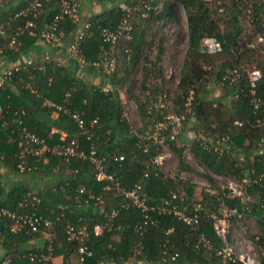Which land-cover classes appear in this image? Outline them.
<instances>
[{
  "label": "trees",
  "instance_id": "16d2710c",
  "mask_svg": "<svg viewBox=\"0 0 264 264\" xmlns=\"http://www.w3.org/2000/svg\"><path fill=\"white\" fill-rule=\"evenodd\" d=\"M97 1L108 3L110 7L82 21L66 17L58 33L62 41L75 34L79 24L84 26L78 50L87 73L95 74L97 70L92 63L102 59L106 52L110 54L119 49L115 71L110 75L98 73L107 80L110 86L107 91L80 78L73 63V66L54 63L49 58L20 66L0 85V163L14 173H20L21 165L23 174L32 172L58 180L39 193L11 190L2 197L0 187V212H35L51 222L48 227L41 224L36 232L29 229L12 232L14 221L0 215L3 251L0 263L7 260L8 264H38L30 262L29 255L42 253L49 255L48 264H53L51 259L55 257H61V264H73V261L80 264H243L235 256L224 257V246L231 243V233L227 232L224 237L216 233L215 216L219 205L224 203L229 210L252 217L259 230L252 239L264 251V51L251 48L255 39L257 47L264 50V0ZM158 4L162 6L160 12L156 11ZM173 4L182 7L187 27L186 59L173 99L170 98L175 113L185 115L180 136L193 133L195 137L187 142L189 152L211 173L245 182L244 199L250 197L251 201L229 199L218 190L216 195L202 193L200 201L194 205L191 201L193 187L188 183L184 185L186 198L180 201L181 197L173 192L176 191L174 180L164 176L152 163L161 155V146L145 135L152 133L153 126L163 120L165 112L153 108L149 112L148 108L154 92L156 96L165 93L160 62L166 37L161 31L163 21L175 22ZM24 5L25 1L17 8H0L1 56L19 55L35 43L40 31L59 10L53 0L43 4L34 19L33 30L37 37L25 34L10 48L11 37L26 22L12 16ZM126 18L131 25L130 40L115 45L104 43L101 31H115ZM245 20L250 28L247 33L242 24ZM153 24L157 25V32H161L156 60L150 62L144 58L141 89L146 99L138 104L141 120L133 126L124 116L119 90L143 50L150 48L146 36ZM207 38L220 43L218 53L201 51ZM219 56L224 60L216 67L215 74L210 72L209 78L213 80L214 75L220 94L208 100L205 81L210 70H205L203 64H211ZM119 70L124 72L121 78L117 76ZM255 70L260 79L253 95L249 74ZM233 71L235 75H230ZM150 78L156 81L153 88L148 86ZM189 97L190 112L187 113ZM254 98L259 102L256 109ZM21 111L25 114L18 119ZM72 114L83 119L89 128L87 133L78 128ZM93 120H96L93 127H88ZM22 128L44 139L50 149L76 140L79 150L87 155L93 145L97 155L105 159V170L115 174L122 186L129 189L141 184L149 206L158 205L175 194L178 209L189 216L196 215L197 223L188 225L172 214L141 212L129 205L128 200L105 190V184L96 181L95 170L87 160L74 157L66 161L63 156L47 152L41 158L21 157ZM165 144L177 160L178 173H192V168L184 161V148L177 147L173 141ZM120 156L121 161L113 160ZM205 179L213 183L208 175ZM28 195L38 199L35 211L30 206H19ZM113 211L116 212L113 229L98 236L92 234L93 225L103 223L105 214ZM69 226L86 227L87 236L82 242L69 238ZM81 246L91 252V256H85L82 261L78 254ZM260 262L264 264V259Z\"/></svg>",
  "mask_w": 264,
  "mask_h": 264
},
{
  "label": "built area",
  "instance_id": "2783aa9c",
  "mask_svg": "<svg viewBox=\"0 0 264 264\" xmlns=\"http://www.w3.org/2000/svg\"><path fill=\"white\" fill-rule=\"evenodd\" d=\"M13 0H0V8L5 7L7 4L12 2ZM52 0H25V5L16 11L12 16V19H24L26 22L22 28H18L14 35L11 37L8 46L10 48H14L18 44V39L27 35L29 37H37L36 32L33 30L35 24L34 19L37 17V11L43 6V4L48 3ZM57 2L59 10L58 13L49 21L46 27L40 31L38 34V40H41L49 45L55 46L61 44V38L58 33L60 23L66 18H72L74 21L79 19V4L76 0H53ZM84 26L80 27L76 32L71 42L68 44L67 48L70 53V57L74 60L79 66H83L85 61L79 56L78 45L79 41L82 39V30ZM1 31V28H0ZM130 31L131 25L126 18L122 21V23L118 26L115 31L103 29L101 31V37L104 43H109L111 45H115L118 42L124 43L125 41L130 40ZM261 41V38L258 39ZM202 46L205 48V52L208 54H215L221 50L220 43L213 38H207L203 41ZM2 51H0V56ZM119 56V49L115 50V52L105 53L102 59L97 62L92 63V66L96 68V70L100 73H104L106 75H110L115 71L117 61ZM45 59H48L46 57ZM24 65L23 63H19L14 65L11 69L6 70L0 82V85L4 83L6 80L10 79L13 72L18 71L19 67ZM235 71L231 72L230 75H235ZM260 79V75L258 71H252L249 74V83L251 88V93L255 94V88L258 80ZM190 99L189 97L186 102L187 110L186 112H190ZM168 96L166 93L155 96L151 98L150 105L148 111L151 109L161 110L165 112L163 116V120L157 123L153 134H146L147 138L154 139L157 144L161 147L165 145V142L172 141L174 139V132L176 129L182 126V122L185 119L184 114H176L171 112V108L168 105ZM254 108L258 107V100L256 98L253 99ZM58 110H61V107H57ZM68 113V111H66ZM24 112L21 111L20 116L15 113L16 116L19 117L24 116ZM71 117L75 120L79 129L83 130L85 133L88 132L89 128H86V125L77 114H72ZM96 120L90 122L88 127H93ZM19 125H21V121H19ZM171 129V133L167 134L168 130ZM24 133L23 141L19 142V147H21V157L30 155L37 158H41L46 152L55 154L57 156H63L67 161L69 158L78 157L83 160H87L95 170V177L97 182H103L105 184V190L111 191L115 196L123 197L128 200L129 205H132L138 209H140L143 213L148 212H156L157 214H172L177 217L179 220L183 221L188 225H195L197 223V216H189L185 214L183 211L179 210L176 205L177 196L173 194L170 199H166L161 201L158 205H148L146 201V194L143 191L141 184H136L133 187L127 189L126 187L121 185L118 177H115V174L109 173L105 170V159L103 157H99L96 153V150L93 145L90 146V150L86 155L82 150H79L77 141L71 140L68 145L56 146L54 149H50L45 140L40 138L39 136L27 132L25 128H22ZM167 135V136H166ZM89 139V137H88ZM162 156H157L153 160V164L158 166ZM114 161H121L122 157H114ZM29 171V169H27ZM19 171L22 173L24 171L23 167L19 165ZM147 174H145L146 176ZM182 201V198H180ZM38 203V199L36 196L28 195L23 199L22 202H19V206H30V208L35 211V205ZM116 212H111L110 214H105V221L103 223H98L93 225L91 228L92 234L95 236L101 235L103 232H109L113 229V218ZM0 215L6 216L14 221L13 226L11 228L12 232H19L23 229H29L32 232L38 231V228L41 224L44 227H48L51 225L50 221L43 220L40 216H37L35 212H31L29 214H16L15 212L1 210ZM228 215L232 217H240V214L237 213L235 209L228 210ZM214 218V217H213ZM216 229V226H215ZM216 233L223 237V230H217ZM67 234L69 238H75L80 242L83 241L84 237L87 236V229L85 226L80 228H75L73 226H69L67 228ZM206 246V243L204 242ZM208 247V246H206ZM226 246H224V249ZM78 254L80 256V261L83 260L85 256H91V252L85 247L81 246L78 249ZM30 262H37L38 264H48L50 257L46 254H30L29 255ZM173 260V258H172ZM0 264H8L7 260L1 261Z\"/></svg>",
  "mask_w": 264,
  "mask_h": 264
},
{
  "label": "rangeland",
  "instance_id": "374dc122",
  "mask_svg": "<svg viewBox=\"0 0 264 264\" xmlns=\"http://www.w3.org/2000/svg\"><path fill=\"white\" fill-rule=\"evenodd\" d=\"M77 1L78 3L83 2L82 0ZM94 1L96 2L97 0ZM164 1L169 3L172 2V0ZM91 2L92 1H90L91 7L93 5H100L98 2L92 5ZM161 7V4H158L156 11L160 12ZM86 9L89 10V8ZM172 11L175 22L165 20L162 24L161 32L162 35L166 37V40L163 45L164 52L160 62V68L163 70L164 91L169 99L168 105L171 108V112L175 113V105L171 103L170 98L171 100L173 99L174 92L179 82L180 72L186 59L187 27L185 18L186 15L183 12L182 7L179 4H173ZM80 12L81 9L79 6V19L81 14ZM90 12H92V10H90ZM242 24L245 32H249L250 28L246 20L243 21ZM157 28L158 27L156 24L152 25L149 34L146 36V41L150 43V48L147 47L143 50L142 56L133 65V68L130 71V76L122 83V88L119 90L124 116L132 125L134 122L136 123L141 120L138 104L143 103L146 99V93H144L141 89L143 66L145 64L144 58H147V60L150 62H154L156 60L157 40L161 34V32H157ZM252 45L253 47L251 48H259L260 51H264L261 47H257L259 45L255 39L252 41ZM67 54L71 56L68 48ZM223 60L224 58L219 56L215 58L211 64H203V68L205 70H210L207 75L208 79L205 81L206 88L209 91V94L207 95L208 100H211L220 94V87L214 81V75L212 76L213 80H211V78H209V74L211 71H214L215 74L216 67L219 66ZM123 73V71L119 70L117 76L121 78ZM155 84L156 81L153 78H150L148 81V86L153 88ZM155 94L156 92H154L153 96H156ZM227 103H229V100ZM133 128L137 129L136 127ZM154 128L155 127L153 126V131H151L152 133L150 134H153ZM182 129L183 125L175 130L174 139L172 141L177 147L184 148L183 157L185 164L190 166L193 172L178 173L177 160L170 151L168 144H165L163 147H161L160 156H162V159L160 164L157 166L164 176L174 180L176 191L173 192H176L179 197L185 199L186 193L184 192V185L188 183L193 187L191 201L194 203V205L198 204L202 193L216 195L218 190L223 191L224 189L231 191L230 193L224 194L226 198H240L242 202H247L249 200L251 201L250 197L249 199H244L243 187L245 182L239 181L237 178L227 175H215L200 164V162L189 152L187 145V142L193 139L195 135L191 132H187L184 136H180V134H182ZM147 130L149 129H146V131ZM205 175H208L210 178H212V184L205 179ZM228 210L229 209L226 204L222 203L219 205L217 215L215 216L216 229L219 231L223 230V237L227 232L231 233V243L228 244V246H226L224 249V257L226 258L229 255L235 256L236 259H238L243 264H261L260 260L261 258L264 259V251H261V249L255 245L254 240L252 239V237L259 234V230L254 219L247 215H240V217L229 216Z\"/></svg>",
  "mask_w": 264,
  "mask_h": 264
},
{
  "label": "crops",
  "instance_id": "0c3cea01",
  "mask_svg": "<svg viewBox=\"0 0 264 264\" xmlns=\"http://www.w3.org/2000/svg\"><path fill=\"white\" fill-rule=\"evenodd\" d=\"M25 0H13L9 4L5 6V9L10 8H17L19 5L24 2ZM83 1V2H82ZM82 3H79L81 14H80V21L85 20L92 14H98L103 9L109 8L110 6L94 0H82ZM90 1H92V5L96 4L97 2L100 5H93L91 7ZM91 7V8H90ZM86 8H89L87 10ZM92 10V12H90ZM95 10V11H94ZM79 26H83L79 24ZM75 34L70 35V39H62L60 45H49L41 40L35 41L32 45L26 47L22 50L19 55H11V54H4L0 56V82L2 79V75L6 70L11 69L14 65L23 63V64H31V63H40L48 57L52 62L65 64V65H72L74 64L76 74L83 79H87L91 81L93 84L97 85L98 87H102V90L107 91L110 86L107 83V80L102 77L104 74L98 71H95V74L87 73L82 66H79L72 58L67 54V46L71 42L72 38ZM73 63V64H72ZM84 66V65H83ZM99 73V74H98ZM14 90L13 87H11ZM50 103L47 102V105ZM157 125V124H156ZM156 125L154 127H156ZM155 129V128H154ZM171 132H168L170 134ZM58 180H52L51 178H47L45 176H37L31 173H14L13 171L5 168L0 163V187L2 189V197L9 194L11 190H28L32 193H39L42 192L47 186L50 184L57 183ZM33 244V243H32ZM3 251L0 247V259L2 258ZM61 257H55L51 259L53 264H61ZM73 264H78L76 261H73ZM80 264V263H79Z\"/></svg>",
  "mask_w": 264,
  "mask_h": 264
},
{
  "label": "water",
  "instance_id": "95a60500",
  "mask_svg": "<svg viewBox=\"0 0 264 264\" xmlns=\"http://www.w3.org/2000/svg\"><path fill=\"white\" fill-rule=\"evenodd\" d=\"M201 51L205 52L204 46L201 47ZM230 192H231L230 190H228V191L226 189L223 190V194H227V193H230Z\"/></svg>",
  "mask_w": 264,
  "mask_h": 264
}]
</instances>
